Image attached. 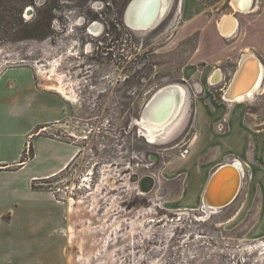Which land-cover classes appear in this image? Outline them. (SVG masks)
<instances>
[{
  "label": "rangeland",
  "instance_id": "1",
  "mask_svg": "<svg viewBox=\"0 0 264 264\" xmlns=\"http://www.w3.org/2000/svg\"><path fill=\"white\" fill-rule=\"evenodd\" d=\"M129 1L0 0V72L31 69L38 88L63 110L59 126L44 136L76 148L62 173L32 188L67 206L97 201L80 211L72 231L68 216L65 263H84L78 260L89 223L97 221L100 234L120 218L105 244L89 251L91 264H264V84L242 105H228L222 95L245 50L264 67V0H251L246 14L235 13L231 0H182L180 13L181 0H171L163 21L145 32L125 24ZM227 14L239 25L223 40L216 22ZM214 69L223 78L210 86ZM172 84L186 91L184 108L150 142L136 120L151 96ZM235 161L244 171L237 197L206 213L199 195L207 178ZM144 176L154 180L149 193L139 191ZM140 214L141 224L132 223Z\"/></svg>",
  "mask_w": 264,
  "mask_h": 264
},
{
  "label": "crops",
  "instance_id": "2",
  "mask_svg": "<svg viewBox=\"0 0 264 264\" xmlns=\"http://www.w3.org/2000/svg\"><path fill=\"white\" fill-rule=\"evenodd\" d=\"M255 98L223 102L242 105ZM62 111L54 96L35 84L31 69L0 72V264H66L68 206L46 189L32 188L33 182L62 173L75 157L73 144L43 134L59 126ZM28 144L31 154L22 162Z\"/></svg>",
  "mask_w": 264,
  "mask_h": 264
},
{
  "label": "bare ground",
  "instance_id": "3",
  "mask_svg": "<svg viewBox=\"0 0 264 264\" xmlns=\"http://www.w3.org/2000/svg\"><path fill=\"white\" fill-rule=\"evenodd\" d=\"M170 1L171 0H159V5L155 13V8L153 7L154 0H135L131 8L132 10H128V27L140 32L154 29L167 15L170 8ZM182 4L183 1L181 0L177 5V11L179 10L180 13L183 6ZM253 4L254 3L251 0H231L230 2V6L235 13L243 14L250 13ZM238 25V19L233 14L224 15L216 22L217 34L223 40L232 39L236 34ZM97 30L95 24L89 27V31L92 33ZM215 71H217V74H215L211 80L210 76ZM222 76L220 70L214 69L208 74L207 83H209V85L214 84V86L218 85L221 83ZM230 77L229 82L222 91L224 101L227 103H239L252 100L262 90L264 80L263 64L255 54L245 50V53L237 62V66ZM54 89L60 96H65L61 88L58 87ZM185 92L186 91L179 84H172L159 89L153 94L152 102L145 107L141 118L136 120L137 125L141 126L143 129V136L148 141L153 142L156 138L162 136L167 130L171 129L184 108L187 96ZM240 165L241 163L237 161L226 163L218 166L211 173L205 191L203 190L201 195L203 198L201 204L206 213L223 209L235 199L244 176V171ZM234 174L237 176L236 180L233 178ZM153 186L154 180L150 176H144L143 179H140L138 185L141 193H149ZM96 205L97 201L94 197H91L89 200L84 198L78 202L70 201L68 208V216L70 219L69 229L71 230L77 218L82 217L80 211L86 210L87 208L91 211V208H95ZM111 208L112 206L107 209L106 214L111 211ZM145 215L146 214H140L139 218L132 223L137 225L141 224L146 217ZM88 218L93 219V217ZM101 219H103V217ZM120 220V218L116 219L108 229L115 228V226L117 227L120 224ZM97 223V221L89 223L88 231L83 237L86 248L78 260L80 261L81 259H84L83 264H91L89 251L92 253L94 250L98 249L99 244L103 243L102 241L107 235V228L102 230L100 234L94 230V226ZM90 224L93 225L91 230ZM71 231L69 232L70 239L72 237ZM129 234L130 233H125L121 236H128ZM89 244L92 246L91 249L89 248ZM103 244H105V242ZM97 260L101 261L103 260V257L99 259L97 258Z\"/></svg>",
  "mask_w": 264,
  "mask_h": 264
},
{
  "label": "water",
  "instance_id": "4",
  "mask_svg": "<svg viewBox=\"0 0 264 264\" xmlns=\"http://www.w3.org/2000/svg\"><path fill=\"white\" fill-rule=\"evenodd\" d=\"M134 2H135V0H130L129 2H128V4H127V6H126V8H125V10H124V15H123V17H124V22H125V24L128 26V24H127V22H128V18H129V16H128V10L129 9H131L132 8V6H133V4H134ZM154 10H155V13H156V10H157V8H158V5H159V0H154ZM132 10V9H131ZM150 15H151V12H150ZM152 97H153V95L151 96V98L148 100V102L146 103V105H145V107L147 106V105H149L151 102H152ZM236 174H234L233 175V178L236 180ZM141 179H143V178H141ZM210 183V182H209ZM226 206V205H225ZM225 206H223V207H225Z\"/></svg>",
  "mask_w": 264,
  "mask_h": 264
},
{
  "label": "trees",
  "instance_id": "5",
  "mask_svg": "<svg viewBox=\"0 0 264 264\" xmlns=\"http://www.w3.org/2000/svg\"><path fill=\"white\" fill-rule=\"evenodd\" d=\"M36 17H37V15H36ZM36 17H35V19H36ZM31 20V25L34 27L33 29L34 30H36V31H38L39 29H38V24H37V22L38 21H36V20ZM27 153L29 154V153H31V145L28 147V149L26 150V152L24 153V157H23V160H22V162H24L25 161V159L27 158Z\"/></svg>",
  "mask_w": 264,
  "mask_h": 264
},
{
  "label": "flooded vegetation",
  "instance_id": "6",
  "mask_svg": "<svg viewBox=\"0 0 264 264\" xmlns=\"http://www.w3.org/2000/svg\"><path fill=\"white\" fill-rule=\"evenodd\" d=\"M212 75V74H211ZM215 76V75H214ZM213 76V77H214ZM213 77L211 78V76H210V79L212 80L213 79ZM213 83V82H212ZM208 85H209V83H208ZM210 86H214V84H211ZM70 201H74V200H70ZM69 204H70V202H69ZM69 204H68V207H69ZM118 219V218H117ZM94 222V221H93Z\"/></svg>",
  "mask_w": 264,
  "mask_h": 264
}]
</instances>
